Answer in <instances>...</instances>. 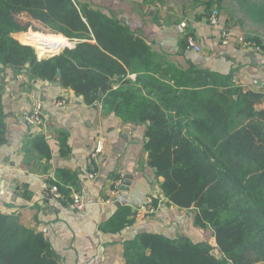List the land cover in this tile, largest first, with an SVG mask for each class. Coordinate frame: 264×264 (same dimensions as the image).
I'll return each instance as SVG.
<instances>
[{"label": "trees", "instance_id": "obj_1", "mask_svg": "<svg viewBox=\"0 0 264 264\" xmlns=\"http://www.w3.org/2000/svg\"><path fill=\"white\" fill-rule=\"evenodd\" d=\"M214 6L210 0L205 11ZM22 15L50 34L25 31ZM21 30V42L34 34L78 44L39 61L13 37ZM27 65L31 79L59 82L85 104L100 101L123 122L144 126L148 165L163 179L158 196L190 210L196 229L213 231L215 247L140 234L125 243L127 264H264V94L206 69L172 65L128 25L74 0H0V66L20 73ZM35 147L50 158L43 137ZM118 215L111 220L117 231L132 223L130 210ZM0 264L64 261L43 233L0 213Z\"/></svg>", "mask_w": 264, "mask_h": 264}, {"label": "crops", "instance_id": "obj_2", "mask_svg": "<svg viewBox=\"0 0 264 264\" xmlns=\"http://www.w3.org/2000/svg\"><path fill=\"white\" fill-rule=\"evenodd\" d=\"M74 1L128 25L172 65L183 70L191 66L206 69L229 77L233 86L244 91L264 94V0H229L231 14L225 13L224 0H213L218 26L209 23L206 11L188 22L187 34L201 47L200 52L182 44L184 36L177 27L183 20L175 19L172 6H163L161 0ZM22 17L31 26L44 29L28 15ZM67 40V48L78 44V40ZM40 55L39 61L43 60ZM28 69L26 66L19 73L0 66L1 214L43 233L64 264H127L125 243L144 233L207 241L213 246V235L208 237L205 230L196 229L186 210L169 207L165 198L159 199L163 179H156V171L148 165L144 126L123 122L100 101L85 104L59 82L33 80ZM129 78L135 80L136 75ZM33 93L43 103L39 125L25 122L34 110ZM59 101L68 105L59 108ZM118 108L119 103L115 110ZM39 137L50 149L49 159L35 147ZM100 138L106 141L105 149L96 164L97 176L91 180L88 162ZM126 176L133 179L128 191H122ZM54 185L68 191H61L67 197L82 193L85 212H76L65 201L50 197L47 192ZM149 199L156 209L152 214L142 211ZM155 200L160 201L158 205ZM122 208L130 210L132 223L117 231L111 220Z\"/></svg>", "mask_w": 264, "mask_h": 264}, {"label": "built area", "instance_id": "obj_3", "mask_svg": "<svg viewBox=\"0 0 264 264\" xmlns=\"http://www.w3.org/2000/svg\"><path fill=\"white\" fill-rule=\"evenodd\" d=\"M218 17H219L218 12L214 10L209 19V23L212 26H218V23H219ZM187 27L188 25L185 22H183L179 24V26L177 27V30L182 36L185 37L187 35V31H186ZM240 41L244 42L243 39H240ZM187 47L188 49H193L196 52L201 51V47L197 46V44L191 37L187 38ZM32 97L34 99V110L31 115H28L25 117V122L29 125H39L42 123L43 103L39 100L36 93H33ZM67 105L68 103L66 101H59L56 103V106L59 108H65ZM105 142L106 141L104 138L99 139L95 147V150L91 154L90 160L88 162L89 179L91 180H94L97 176V165L96 164L98 162L99 156H101L104 152ZM116 189H118V187H116ZM47 193L50 197L54 199L65 201L67 204H69L70 208L76 212H79V213L85 212L87 208L86 199L84 195L80 192H72L70 197H67L60 191L58 186L54 185L49 188ZM142 211H144L146 214H152L156 212L152 199H149L147 201Z\"/></svg>", "mask_w": 264, "mask_h": 264}, {"label": "rangeland", "instance_id": "obj_4", "mask_svg": "<svg viewBox=\"0 0 264 264\" xmlns=\"http://www.w3.org/2000/svg\"><path fill=\"white\" fill-rule=\"evenodd\" d=\"M129 1V0H128ZM148 1H150V0H148ZM154 1H157V0H154ZM210 0H161V3H162V5L164 6V5H166V3H168V4H170V6H172V10H174V12H175V14H176V18L175 19H177L178 18V21H182L183 20V22H185L187 25H188V22L190 23V20H193L194 18L196 19V18H199L200 16H202L203 14V12H205V3H208ZM224 3H223V5H224V7H225V13H227V14H231L230 13V6L231 5H233V4H231L230 2H229V0H224L223 1ZM213 9H218L217 7H213ZM212 9V10H213ZM182 10H183V12H182ZM211 10V11H212ZM211 11L210 12H205L207 15H209L210 13H211ZM182 22V23H183ZM21 23H22V25L23 26H25V27H29L27 30H25V31H29V30H31V31H34V32H39V33H43V34H46V35H49L50 33H48L47 31H45L44 29H42V28H38V27H35V26H31L32 24L29 22V20L28 19H26V18H21ZM181 24V23H180ZM23 30H21V31H19V32H17V33H15V34H13V37L16 39V40H18L20 43H22L18 38H17V36L19 35V33H21ZM30 36V35H29ZM29 36H27V37H25V38H23V40L22 41H24L25 43H28L27 42V40H28V37ZM37 37V36H36ZM40 38V37H39ZM22 44H24V43H22ZM25 45H27V46H31V47H33L34 49H35V47L33 46V45H29V44H25ZM36 50V49H35ZM59 54V53H58ZM57 54V55H58ZM39 53H38V57H39ZM41 56V55H40ZM42 58L41 59H48V58H50V57H52V56H50V57H46V56H41ZM159 199H161L160 197H159ZM156 202L158 203V202H160V201H157L156 200ZM186 212H188L189 213V215L191 216V217H193V213L190 211V210H186ZM203 231H204V229H202ZM205 233L207 232V236L209 237L210 235L212 236L213 235V231H212V229H206L205 231H204ZM212 244H213V246H215V242H214V240L212 241ZM214 253V255L216 256V257H218V258H220V255H219V253H218V251H214L213 252Z\"/></svg>", "mask_w": 264, "mask_h": 264}, {"label": "bare ground", "instance_id": "obj_5", "mask_svg": "<svg viewBox=\"0 0 264 264\" xmlns=\"http://www.w3.org/2000/svg\"><path fill=\"white\" fill-rule=\"evenodd\" d=\"M27 44L33 45L40 52L41 56H54L61 52L66 46H68L69 41L66 38L58 39L54 41H47L42 38L31 36L27 40Z\"/></svg>", "mask_w": 264, "mask_h": 264}, {"label": "water", "instance_id": "obj_6", "mask_svg": "<svg viewBox=\"0 0 264 264\" xmlns=\"http://www.w3.org/2000/svg\"><path fill=\"white\" fill-rule=\"evenodd\" d=\"M67 47H69V46H67ZM67 47H65V48H67ZM65 48H64V49H65ZM64 49H63V50H64ZM52 57H54V56H52ZM52 57H50V58H52ZM28 66H29V65H27V67H28ZM1 67H2V66H1ZM61 75H62L61 71L58 70V72H57V77L60 78ZM132 179H133L132 176H126L125 181H124V185H123L122 188H121L122 191H128V189H129L128 186H130V183H131ZM213 255H214V253H213ZM214 256H215V255H214Z\"/></svg>", "mask_w": 264, "mask_h": 264}]
</instances>
